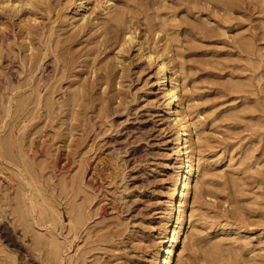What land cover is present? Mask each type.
I'll return each instance as SVG.
<instances>
[{"label":"rangeland","instance_id":"1","mask_svg":"<svg viewBox=\"0 0 264 264\" xmlns=\"http://www.w3.org/2000/svg\"><path fill=\"white\" fill-rule=\"evenodd\" d=\"M191 1L145 0L142 7L148 10L126 0L136 7L131 15L137 37L147 19L158 21L154 14L144 15L152 8L163 18L175 17L173 38L159 33L157 45L169 47L168 55L183 67L191 115L199 116L206 140L202 154L210 165L202 195L193 199V232L199 237L186 242L182 264H264V0ZM63 3L50 0L49 12L0 13V143L10 131L7 136L14 139L10 146L1 143L5 150L0 145V264H50L43 250L46 239H40L46 217L36 218L37 208H27L31 193L61 214L62 229L55 234L70 244L71 264H149L174 166V143L159 94L145 83L152 69L135 60L132 47L128 59L120 55L127 66L120 86L97 84L91 70L104 64L112 72L120 68L112 56L114 45L91 55L93 31L72 32L63 24L58 7ZM56 39L61 40L57 50L64 52L59 61ZM84 56L85 70L80 66ZM78 60L83 62L78 65ZM74 66L82 73L73 75ZM84 77L85 88L75 95ZM74 95L81 96L72 108ZM16 98L23 100L19 111ZM79 203L86 220L69 229L72 206ZM223 221L244 231L220 230ZM215 241L217 246L207 251Z\"/></svg>","mask_w":264,"mask_h":264},{"label":"bare ground","instance_id":"2","mask_svg":"<svg viewBox=\"0 0 264 264\" xmlns=\"http://www.w3.org/2000/svg\"><path fill=\"white\" fill-rule=\"evenodd\" d=\"M137 1H138L137 2L138 4L136 3V5H138V7H140V9L143 5L147 4L145 2V0H137ZM217 1L218 0H216V2ZM190 2H193V1L190 0ZM216 2H215V4H216ZM72 3H74V5H73L74 7H73L72 12L67 11L69 5ZM217 3H219V2H217ZM187 4H188V2H187ZM210 4H212V3H210ZM60 6L61 5H59L58 7H59L60 11H62L61 12L62 15L60 14L61 21L63 22V24L65 23L66 25H68L70 27V29H72V32L75 30H76V32L77 31L78 32L85 31V33H89V35H90V32L93 31V32H91V33H93V35H92L93 41L90 39L92 41L91 42L92 47L89 48V51L91 52V53L90 52L89 53L91 55L93 53H96V52L99 53V51H101L100 47H101V49L102 48L106 49L107 47L114 45L113 49L115 51H114V54L112 56L115 59V62H116L115 64H117V65L119 64L120 68L116 72H112L111 68H109V66L107 64L103 63L104 65H102V66L100 65V67H98V68L96 67L97 71L95 70V68H94L95 71H93V70H91V72L89 71L90 72L89 75L91 73H93L94 80H96L98 82L97 84L103 85V86L105 84V87H106V85H110L111 81H114L116 84H118V86H120L119 84H120V80L122 79L123 73H125V69L127 70V66L125 67V64H123L120 61V55H123V56H125L126 59H128L127 54L132 47H135V49H134L135 50V60L137 62H142V63L146 64V66L151 67V69H152V72L149 74L148 78L145 79V83L146 84L150 83V86H154V88L157 89V94H159L158 95V101H159V106H160L159 107L160 112H161V115L163 117H165L168 121V127H169V130L171 131V134H172L171 142L174 143V146L171 147V154L174 158V166H173V170L169 174V178H168V186H167V191H166L167 201H166V206L164 207V219L158 228V236H159L158 241H156V243L154 245V249H153L154 251L152 252V254L150 256L148 263L149 264H182V259L185 255L186 242H188L190 239L192 241H194L193 240L194 237H199V236L195 235V232H193V229H195L194 223L196 220L194 218L195 208L193 206V199L196 197L197 194L201 193V195H202V192H203L202 184H204L203 179H204V175H206L205 174L206 169H207L206 167L208 166L209 163L206 160L207 157L205 158V156H204L205 154L204 155L202 154L201 141L204 139L203 138L204 134H203V129L199 126V123H201V122H199V118H198L199 116L196 115L197 117H194L191 115V108H190L191 107V104H190L191 99H190L189 94H188L189 92L187 91L188 89L185 88L186 86L184 84V75L182 73L183 67H181L180 63L173 62L175 59L172 60V57L170 55H168V53L170 52V50L168 49L169 47L165 46L164 44H161L160 46H159V44L157 45V40H159V39H157L159 36V33H161L160 35L163 36V38H165V40L167 39L168 36L169 37L172 36V38H173V36H174L173 33L175 31L174 29H176L175 28L176 24L173 26V23H171L173 20H171V19H175V17H173L171 19L170 18L169 19L163 18L160 16V13L158 11L156 12V11H154L155 9L153 10V8H152V10L149 11L148 14H144V15L146 16V15L154 14V16L157 17L158 21L151 23L149 21V19H147V21L145 22L146 24H144V25H146V28L143 29L141 36L137 37L136 36L137 24L133 20L134 16L131 15V14H133L132 11H133L135 5L129 4L128 2H126V0H64L63 6H61V7ZM178 6L179 5H177V7ZM23 8L24 9L27 8L28 11H31V13H33V11H35L37 9H41V10L43 9L45 12L46 11L49 12L50 8H51V4H50V0H0V13H2L3 15L4 14L5 15L6 14L17 15L18 13L21 12V10H23ZM142 8H146V7H142ZM147 8L149 10L150 6ZM210 9H211V7H210ZM217 9H218V7H217ZM223 10L225 11V9H223ZM145 20H146V17H145ZM178 21H179V19H178ZM150 30H151L150 35H152L151 38L148 37V33L150 32ZM72 32H70V33H72ZM75 35H76V33H74V36ZM69 36L70 35H68V37ZM71 37L74 38L72 35H71ZM65 39L67 42V40L69 38L67 39V37H66ZM50 40L51 39L49 38L48 41H50ZM87 40H89V39H87ZM54 41H55V44H54L55 48L54 49L56 50L54 56H55V59H57V61H59V59H58V58H60L59 56L62 57V54L64 52H61V53L59 52L63 48L59 49V51L57 50V45H58V43L61 42V40L56 39ZM63 41H65V40H63ZM47 46H48V44H47ZM63 47H67V46H63ZM52 52H54V51H52ZM86 52L88 53V51H85V53ZM85 53H83V54H85ZM96 56H97V53H96ZM64 57H65V55H64ZM73 57H75V56H73ZM87 57H88V55L86 56V58ZM66 58L68 59V57H66ZM83 58L85 59V56ZM60 59H62V58H60ZM84 59H83V61L85 63L83 61H82L83 62L82 63L81 61L78 60L79 62L77 61L76 64L81 62L82 65H80V66L81 67L84 66V64H87V62H88V61H86L87 59H85V60ZM89 60L91 62V59H89ZM74 61H75V59L73 60V62ZM64 62H65V60H64ZM64 62H63V64H65ZM66 65H67V63H66ZM66 65H64V66H66ZM76 66H74L76 68L75 71H72V74L75 76L82 73L81 68L76 67ZM92 66H91V69H92ZM74 67H71V69H73ZM85 67H86V65L84 66V70H85ZM77 68H79V70H77ZM88 70H89V68H88ZM86 74H88V73L86 72ZM85 76H87V75H85ZM87 77H84L82 82L80 83V85H78L76 87V91L74 93L75 95L78 93H81L83 91V89L85 88L84 82L87 80ZM48 89H49V87H48ZM28 94H30V93H28ZM28 94H27V97H28ZM75 95L73 97H71V99H70L71 104H72L70 106H72V108L74 107V105L77 104V102L81 96V95H79V96L78 95L75 96ZM49 97H50V95H49ZM114 97H116V96H114ZM18 98H19V96H18ZM18 100L19 99H17L15 101L16 102L15 104L13 102L12 103L15 105V109L19 111V109L22 106L23 100H21L22 102H20V100L18 102ZM29 100H31V99H29ZM45 100H46V98H45ZM46 101H48V100H46ZM38 102H39V100H38ZM49 105H50V103H49ZM43 106H46V105H43ZM50 107H51V105H50ZM44 108H46V107H44ZM48 110H47V112H48ZM18 111H16V112H18ZM9 112L10 111L7 110L6 113H9ZM23 112H24V110H23ZM49 112L51 113L50 110H49ZM49 112H48V115H49ZM68 115H66V116L68 117ZM49 116H51V115H49ZM70 117L72 119L73 118L77 119L75 117V115H72V114L70 115ZM10 118H11V114H10ZM65 119H67V118H65ZM67 125H70V123ZM10 133H12V132L10 131ZM10 133H8V134H10ZM8 134H5L6 136L1 138L2 139L1 143L5 142L7 145L10 146L11 140L13 139L12 137H10V135L12 136L13 133L10 134L9 136H7ZM17 137L18 136H16L15 138H17ZM18 140H20V138ZM18 142H20V141H18ZM1 143H0V145H1ZM14 144H15V142H14ZM3 146H4V144H3ZM19 146H20V144L18 145V149H20ZM6 148H8V147H6ZM3 149L5 150V146L3 147ZM9 149H11V148L9 147ZM20 151H21V149H20ZM6 153H7V151L5 152V155H6ZM16 153L20 154L17 151H16ZM22 154H20V155H22ZM24 156H26V155H24ZM14 157L16 158V156H14ZM9 159H11V158H9ZM21 160H22V158H21ZM25 161H27V160H25ZM80 182H83L82 179ZM27 184H28V182H27ZM86 184H85V186H86ZM79 185H81V184H79ZM78 187L80 188V186H78ZM80 189H82V188H80ZM72 197H74V196H72ZM190 198L192 199L191 201H190ZM26 200H27V208H30V210L37 208L36 218L41 216V215H44L46 217V221L44 220L45 225H43L44 231H43V233L40 232L41 233L40 239L42 237L44 239H46L45 243L43 245V246H46V249H43V250H46V254H47L46 259H48L50 264H71L73 254H69V252H68V250L70 248V246H69L70 244L65 245L64 241L60 240L55 234L56 228L57 229H58V227L61 228V226L63 225V219H62L59 211L55 208V206H53L51 203L46 202V200L43 198L41 200V203H39L40 200L39 199H38L39 201L36 200L32 196V193L29 196L27 195ZM75 202L76 201H74V203ZM68 203H69V201H68ZM85 204H87V203H85ZM72 205H74V204H72ZM186 208H188V209H186ZM72 209H73V215H71V218H69V220L66 222L69 229H71L73 227V224H76V223L79 224L78 226L82 225L84 223L85 217L87 216V215L86 216L84 215L85 214L84 213V205L82 206V204H80V203L72 206ZM26 211H28V210H26ZM187 211H188V213H187ZM70 212H71V210H70ZM68 214H69V212H68ZM32 222L37 224V220H35V217H34V221H32ZM32 222H31V224H33ZM219 223H221V222H219ZM33 225H35V224H33ZM221 225H222V227L220 228V230H224V229L226 230L227 228H232L231 226H233V225L229 224V222L227 223L226 221L225 222L223 221V223ZM75 227L76 226H74V229H75ZM233 227H234L233 229L236 232L244 231V229L241 226L237 225V226H233ZM257 236H259V235L257 234ZM35 240H36V238H35ZM178 242L181 244V246H180V248L176 247V249H175V246L177 245ZM217 242H219V241H217ZM216 244L217 243L215 241V242H212L210 245H206L207 251H208V248H210L211 246L213 248H215L217 246ZM207 251L205 253H207ZM45 262H47V261L45 260Z\"/></svg>","mask_w":264,"mask_h":264},{"label":"clouds","instance_id":"3","mask_svg":"<svg viewBox=\"0 0 264 264\" xmlns=\"http://www.w3.org/2000/svg\"><path fill=\"white\" fill-rule=\"evenodd\" d=\"M7 6V5H6Z\"/></svg>","mask_w":264,"mask_h":264}]
</instances>
